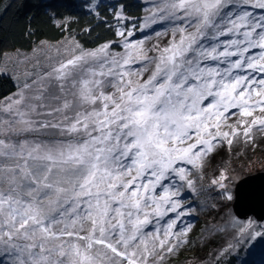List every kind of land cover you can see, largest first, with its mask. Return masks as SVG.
<instances>
[{"label": "snow or ice", "instance_id": "snow-or-ice-1", "mask_svg": "<svg viewBox=\"0 0 264 264\" xmlns=\"http://www.w3.org/2000/svg\"><path fill=\"white\" fill-rule=\"evenodd\" d=\"M86 7L104 19L102 0ZM113 8L120 40L91 51L70 42L0 106L10 116L0 120V264H159L188 243L192 210L180 196L195 188L192 169L218 145L264 132V0H164L152 21L186 23L163 48L133 39L149 24H126L124 6ZM208 30L217 43L205 47ZM40 130L66 139L18 138ZM228 179L211 183L231 201ZM252 229L240 231L264 238Z\"/></svg>", "mask_w": 264, "mask_h": 264}, {"label": "rangeland", "instance_id": "rangeland-1", "mask_svg": "<svg viewBox=\"0 0 264 264\" xmlns=\"http://www.w3.org/2000/svg\"><path fill=\"white\" fill-rule=\"evenodd\" d=\"M148 5L141 18L129 17L126 24H136L138 28H143L145 22L149 27L143 31H137L133 39L146 37L145 48H153L155 45L163 48L172 40L175 32L179 39V32L176 31L186 22L173 19L166 16L161 19L158 14L155 22L151 19V13L156 10L157 5L163 4L164 0H146ZM239 0H237V4ZM239 6L233 11H239ZM258 11V10H254ZM113 20L115 27L120 26V22ZM192 31V29H188ZM159 33V35H157ZM227 37H221L220 40H226ZM120 40L119 37L112 41ZM70 42L78 43L84 50H95L104 42L95 47H84L75 37L65 35L57 40H44L35 44L29 50L7 51L0 59V68H5L7 73L12 74L17 79L18 88L9 96L0 100L2 106L7 98L13 97L19 92L20 86L25 79V72H32L33 65H47L55 63L58 59L67 54ZM217 40L212 38V30H208L202 41L203 46L210 47L215 45ZM59 49V51H57ZM112 51L121 52L123 49L115 43ZM149 56L154 52H149ZM27 58V59H26ZM235 59V58H232ZM39 62V63H38ZM209 64L216 62L208 61ZM223 67V65H221ZM152 71V66L144 73V79ZM10 116L7 112L0 111V120H8ZM230 123L232 121H229ZM19 139L27 138L37 142H55L59 143L66 138L55 135L52 130H40L37 132L23 133ZM264 172V132H254V141L245 143L242 139L234 141L231 147L226 143L218 145L216 150L207 157V162L203 169H192L191 179L195 182V188L189 189L186 185L181 187L180 199L185 207H191V214L184 217V222L191 224L192 230L188 233L187 244L181 245L174 253L164 254V260L159 264H232V259L236 264H264V238L251 239L249 232H241L240 229L248 222H252L254 231H264V217L260 219L254 214H249L244 218H239L232 209L234 201H228L224 198V189L213 185V179H218L221 172L229 177L224 181L234 197L236 183L242 178ZM182 183V182H179ZM174 214L170 213L163 220L150 225L146 231H152L153 227L163 229L166 227L165 221L169 220ZM182 227V225H178ZM6 264H10L11 257H5ZM149 264H153L150 258Z\"/></svg>", "mask_w": 264, "mask_h": 264}, {"label": "trees", "instance_id": "trees-1", "mask_svg": "<svg viewBox=\"0 0 264 264\" xmlns=\"http://www.w3.org/2000/svg\"><path fill=\"white\" fill-rule=\"evenodd\" d=\"M89 0H0V59L7 51L29 50L44 40H57L65 35L75 37L84 47H95L112 41L113 8L123 5L124 13L141 18L146 0H102L96 17L86 5ZM111 24L112 27L108 25ZM17 79L0 73V100L15 92ZM232 264H236L232 259Z\"/></svg>", "mask_w": 264, "mask_h": 264}, {"label": "water", "instance_id": "water-1", "mask_svg": "<svg viewBox=\"0 0 264 264\" xmlns=\"http://www.w3.org/2000/svg\"><path fill=\"white\" fill-rule=\"evenodd\" d=\"M232 209L239 218L249 214L264 217V172L248 175L236 183Z\"/></svg>", "mask_w": 264, "mask_h": 264}]
</instances>
